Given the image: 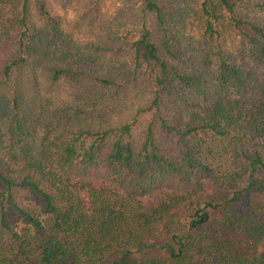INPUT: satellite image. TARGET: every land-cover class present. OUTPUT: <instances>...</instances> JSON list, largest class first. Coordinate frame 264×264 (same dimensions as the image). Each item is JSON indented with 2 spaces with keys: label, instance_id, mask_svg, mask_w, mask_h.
<instances>
[{
  "label": "trees",
  "instance_id": "1",
  "mask_svg": "<svg viewBox=\"0 0 264 264\" xmlns=\"http://www.w3.org/2000/svg\"><path fill=\"white\" fill-rule=\"evenodd\" d=\"M0 264H264V0H0Z\"/></svg>",
  "mask_w": 264,
  "mask_h": 264
},
{
  "label": "rangeland",
  "instance_id": "2",
  "mask_svg": "<svg viewBox=\"0 0 264 264\" xmlns=\"http://www.w3.org/2000/svg\"><path fill=\"white\" fill-rule=\"evenodd\" d=\"M106 4L108 5V10L112 11L116 7L115 4H117V2H112L111 1V2L108 3V1H107ZM128 7H129V5H128Z\"/></svg>",
  "mask_w": 264,
  "mask_h": 264
}]
</instances>
